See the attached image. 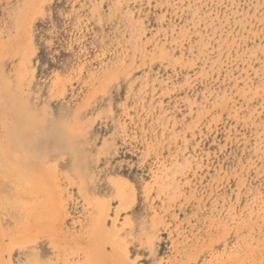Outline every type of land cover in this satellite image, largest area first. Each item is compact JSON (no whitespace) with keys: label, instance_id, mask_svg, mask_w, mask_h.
<instances>
[{"label":"rangeland","instance_id":"374dc122","mask_svg":"<svg viewBox=\"0 0 264 264\" xmlns=\"http://www.w3.org/2000/svg\"><path fill=\"white\" fill-rule=\"evenodd\" d=\"M0 264H264V0H0Z\"/></svg>","mask_w":264,"mask_h":264}]
</instances>
